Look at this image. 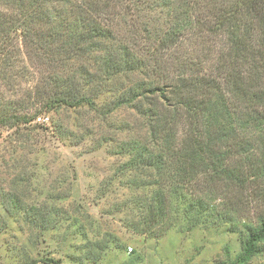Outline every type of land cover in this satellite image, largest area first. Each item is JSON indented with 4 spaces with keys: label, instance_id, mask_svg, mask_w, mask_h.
Wrapping results in <instances>:
<instances>
[{
    "label": "trees",
    "instance_id": "obj_1",
    "mask_svg": "<svg viewBox=\"0 0 264 264\" xmlns=\"http://www.w3.org/2000/svg\"><path fill=\"white\" fill-rule=\"evenodd\" d=\"M1 83L26 91L0 98L1 126L63 109L108 126L125 160L107 186L142 192L140 232L232 224L234 264L264 252V0H0ZM251 182L263 200L234 224Z\"/></svg>",
    "mask_w": 264,
    "mask_h": 264
},
{
    "label": "rangeland",
    "instance_id": "obj_2",
    "mask_svg": "<svg viewBox=\"0 0 264 264\" xmlns=\"http://www.w3.org/2000/svg\"><path fill=\"white\" fill-rule=\"evenodd\" d=\"M36 82L31 77L27 85ZM13 93L0 84V98L25 99L26 91ZM40 117L26 127L0 125L1 264H234L242 234L232 232V224L189 227L181 219L164 230L140 232L132 200L142 192L120 179L107 186L125 159L112 155L109 128L94 114L63 109ZM116 118L122 123L134 116L121 109ZM251 185L232 188L233 200L244 202L233 213L234 224L252 221L263 200ZM246 264H264V252Z\"/></svg>",
    "mask_w": 264,
    "mask_h": 264
}]
</instances>
